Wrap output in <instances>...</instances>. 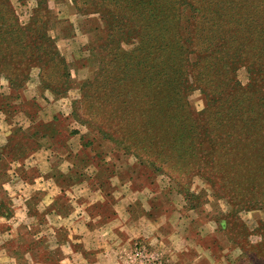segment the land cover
Masks as SVG:
<instances>
[{
	"label": "rangeland",
	"instance_id": "rangeland-1",
	"mask_svg": "<svg viewBox=\"0 0 264 264\" xmlns=\"http://www.w3.org/2000/svg\"><path fill=\"white\" fill-rule=\"evenodd\" d=\"M10 1L18 21L29 22L35 1ZM46 6L45 34L68 78L65 88L55 84L53 92L43 88L37 66L14 86L0 76V264H183L167 243L175 240L180 253L183 246L190 249L184 237L200 252L220 258L218 264H254L244 252L257 244L264 250V230L256 227H264V195L252 203L251 187L243 181L247 168L248 177L258 171L264 176V156H245L251 165L244 162L242 181L233 183L245 190L226 191L221 199L201 176L135 156L131 134L120 137L122 143L117 135H101L85 118L75 119L79 90L100 70L109 27L97 15L78 14L70 0H47ZM186 20L182 17L183 35ZM195 60L187 56L190 64ZM237 79L244 88V68ZM184 95L183 115L197 118L207 99L197 85ZM200 122L197 118L194 127ZM71 131L77 134L67 138Z\"/></svg>",
	"mask_w": 264,
	"mask_h": 264
},
{
	"label": "trees",
	"instance_id": "trees-1",
	"mask_svg": "<svg viewBox=\"0 0 264 264\" xmlns=\"http://www.w3.org/2000/svg\"><path fill=\"white\" fill-rule=\"evenodd\" d=\"M34 1L29 22L23 25L11 1L0 0V76L14 86L37 66L43 88L54 92L65 88L68 73L45 34L47 0ZM70 1L78 14L97 15L109 27L100 70L79 90L81 106L72 116L92 122L104 137L117 135L122 143L120 137L131 134L136 138L129 143L135 156L199 175L221 199H226V191L245 190L233 185L235 178L241 182L244 177V162L251 165L243 158L264 156V0ZM182 17L187 19L185 35ZM190 54L194 64L187 61ZM240 68L247 74L244 88L237 79ZM191 85L207 99L196 127L197 118L183 115L184 94ZM249 171L243 182L251 187L252 203L262 201L264 176L257 170L248 177ZM259 176L263 181L254 182ZM256 227L264 230L261 223ZM251 248L244 255L260 264L264 250L260 244Z\"/></svg>",
	"mask_w": 264,
	"mask_h": 264
},
{
	"label": "crops",
	"instance_id": "crops-1",
	"mask_svg": "<svg viewBox=\"0 0 264 264\" xmlns=\"http://www.w3.org/2000/svg\"><path fill=\"white\" fill-rule=\"evenodd\" d=\"M155 223H156L155 225H157V223H160V219H158ZM161 223L163 225V223H165V222H161ZM139 229H141V228H139ZM168 241L169 242L167 243V248H169V249L171 248V252L169 251L171 253V256L177 255V258H179L180 261L183 262V264H197L200 261H202L204 264H212V262H213V264L214 263L218 264V262L221 261L220 258H218L219 260H216L212 254L211 255L207 254L208 255L207 256L205 253L200 252V250L197 249V247L194 245V243H193V247H192V241L193 240L191 238L188 239V238L184 237L182 239V242L184 243L183 245H187L188 247H190V249H188V248L185 249L183 246V248L180 250V253L177 252V251H179V249L174 248V246L177 245V242L175 240H172L171 238H168ZM187 252H188V254L190 252L193 253V256L190 259H186L185 257H182L183 254H181V253H187ZM194 252H195L196 256H195Z\"/></svg>",
	"mask_w": 264,
	"mask_h": 264
}]
</instances>
